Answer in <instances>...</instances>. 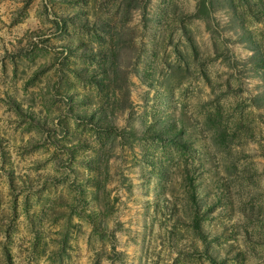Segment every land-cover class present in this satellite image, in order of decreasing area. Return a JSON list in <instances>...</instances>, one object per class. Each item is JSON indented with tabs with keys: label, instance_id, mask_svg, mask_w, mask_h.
Segmentation results:
<instances>
[{
	"label": "rangeland",
	"instance_id": "1",
	"mask_svg": "<svg viewBox=\"0 0 264 264\" xmlns=\"http://www.w3.org/2000/svg\"><path fill=\"white\" fill-rule=\"evenodd\" d=\"M0 264H264V0H0Z\"/></svg>",
	"mask_w": 264,
	"mask_h": 264
},
{
	"label": "trees",
	"instance_id": "2",
	"mask_svg": "<svg viewBox=\"0 0 264 264\" xmlns=\"http://www.w3.org/2000/svg\"><path fill=\"white\" fill-rule=\"evenodd\" d=\"M195 229L197 230V232L199 233V234H201L202 233V231H201V229H200V227H199V225H197L196 223H195Z\"/></svg>",
	"mask_w": 264,
	"mask_h": 264
}]
</instances>
